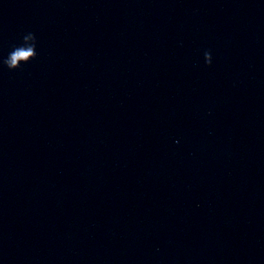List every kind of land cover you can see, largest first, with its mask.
Masks as SVG:
<instances>
[{
	"label": "clouds",
	"instance_id": "clouds-1",
	"mask_svg": "<svg viewBox=\"0 0 264 264\" xmlns=\"http://www.w3.org/2000/svg\"><path fill=\"white\" fill-rule=\"evenodd\" d=\"M25 41L31 39L33 41L32 44L27 46H18L12 52L9 53L8 57L3 60V64L9 69L14 70L21 66V61L28 63L29 61L35 59L36 53V38L32 33H28L23 37ZM205 62L207 64H211L212 57L211 54L205 52Z\"/></svg>",
	"mask_w": 264,
	"mask_h": 264
}]
</instances>
